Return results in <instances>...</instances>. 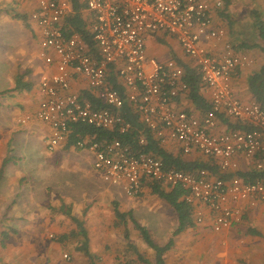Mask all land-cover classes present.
Instances as JSON below:
<instances>
[{
  "label": "built area",
  "instance_id": "built-area-1",
  "mask_svg": "<svg viewBox=\"0 0 264 264\" xmlns=\"http://www.w3.org/2000/svg\"><path fill=\"white\" fill-rule=\"evenodd\" d=\"M22 2L33 5L29 20L46 67L35 118L49 128V152L68 145L79 125L127 133L131 127L121 111L129 103L161 145L175 142L184 155L199 152L220 173H238L242 159L249 170L264 171V108L242 101L232 86L234 75L254 67L256 58L236 49L227 29L215 22L225 0H81L91 45L68 30L72 0ZM157 33L173 36L194 62L202 92L210 98L203 117L176 108L175 100L190 92L185 68L149 55L147 39ZM222 115L243 128L217 133ZM72 147L90 152L102 180L129 198L140 197L153 183L180 189L195 224L209 220L215 233L240 225L250 208L264 206V181L216 176L205 169L184 172L120 140L79 137ZM64 258L70 260L67 254Z\"/></svg>",
  "mask_w": 264,
  "mask_h": 264
},
{
  "label": "crops",
  "instance_id": "crops-1",
  "mask_svg": "<svg viewBox=\"0 0 264 264\" xmlns=\"http://www.w3.org/2000/svg\"><path fill=\"white\" fill-rule=\"evenodd\" d=\"M18 3H20V5H18ZM237 5V0H225L223 10L215 14V22L227 29L229 40L231 39L234 42L238 41L241 43L244 40L243 37L240 36L237 38L238 35L234 32L235 27L237 26H235L234 23L230 26L228 20L234 12L239 10L240 13V10L245 8L249 25L256 27L255 24L257 21L264 22V0H248V3L244 4L245 7L241 5L238 9H235V6L237 7ZM32 10L33 5L24 3L22 0H0V36L6 34V31H3V28L7 25L12 28L11 25L18 22L26 26V29L21 27L19 33H12L6 36L7 39H9V37L14 38L18 36L19 45L13 47V44L10 43V50L7 54L5 53V55H3V57H5L3 60L5 66H0V209H33L32 212H30H34V217L38 214L40 215L41 213H44L45 209H48V203L52 206L60 205L61 203L59 204L55 199L50 198L48 200V193L50 192L48 191L46 182H48L51 177L47 172H51L52 169L61 170L64 167L66 168L68 164L66 159L69 160V156H75L71 161V164H69L75 172L74 176L77 177L80 175V182H90L93 186L91 189L93 191L98 190L102 199L113 197V200L116 199L119 201V203L114 202L117 204L118 209L122 213L132 212L134 217L136 216V221L141 223V221L137 220L139 219V217L137 218V209H152L151 207H148V205H146L147 207H141L144 206V204H148L147 201L144 200V193H147V189H151L149 184L144 188L140 197L133 199L127 197L123 193L126 198L122 197L123 200H121L122 198H118V187H112L104 182L94 169V158L90 152L79 151L75 153L74 151L78 150L74 147L67 149V145L60 147L54 152H49L47 150L45 139L49 135V128L35 118V114L42 99L39 91L40 75L46 67L38 55L39 46L35 29L29 27L30 23L28 17ZM254 30L256 29H251L252 32ZM255 43H262V40L257 39L249 44L254 45ZM3 44L4 41L1 40L0 50L3 49ZM7 46L6 42V46L4 47L7 48ZM147 51L149 55L156 57L160 61L176 60L181 65H188L196 70L194 62L185 56L179 43L171 35L157 33L156 35L150 36L147 39ZM240 51L247 52L255 57L256 64L250 69L237 72L233 77L232 86L235 94L242 101L251 102L253 101V97L249 90L248 82L250 77L264 66V54L257 48ZM18 83H21V88H17ZM76 88H78V86H76ZM201 93L210 105V98L202 91ZM175 106L177 109L184 110L193 116L203 117L205 115L191 102L189 95L175 100ZM27 116H30L31 119L26 122H21V120ZM230 126L239 127L240 125L235 123L234 120L222 115L219 118L216 132L222 133L233 130ZM240 128L242 129L243 127L240 126ZM163 147L169 153L181 155L187 162L210 160L199 152L184 155L179 145L175 142H169ZM248 171L251 170L248 169L246 162L242 159L238 173H245ZM61 199H65V204L73 203L74 210L66 209V212L70 210L71 214L80 220L83 212L86 211L84 206L88 203V200L85 202L86 198L82 195H76L74 198L62 195ZM62 200H60V202ZM132 200H136V202ZM171 209L173 208L171 207ZM61 211L62 220L67 218L69 222L68 225L71 226L72 221L71 223L69 221L71 219ZM31 217L32 215L30 218ZM130 223L129 220L126 225H119L118 222L115 223L118 227L123 228V232L128 230L129 233L128 240L125 235H123L125 242L124 247L126 249L125 254L128 255V251L135 253L137 256L134 259L135 264H152V259L155 261V253L153 249L148 247L140 233L131 223L133 225L132 228L137 233V236L133 235L134 232L132 233L130 229ZM72 224L75 227L72 226L70 234L77 231L76 224ZM141 225L150 230V227L144 222L141 223ZM84 228L86 229L89 238L87 247L82 237L74 238L68 236L64 241L66 242L69 239H74V246L76 248L74 247L75 249H72L73 255H78L80 253L84 254L88 260H92L90 261V264L94 261V264H97L95 254H93V250L90 248L92 237L89 227L87 225L85 227L84 225ZM244 230H247L248 233L245 244H243V241L245 240L243 236L237 237L238 235H235ZM206 232L220 235V238L222 239L221 242H226L228 247H224V253L221 254L226 261L232 263L247 261L249 264H264V206L250 208L246 212L244 220L240 225L221 233H215L212 231L209 220L204 224H195L193 227L186 229L184 232L176 236V238L179 239L176 241L174 249L172 247L166 253L165 262L170 256H173V254L178 252H181V255L183 253L182 258L185 261H194L195 259L193 256L196 254L197 247H199L197 245L202 243V237H205V235L202 234ZM245 232L246 231H244V234ZM191 235H194L193 238H189ZM154 241L159 244L157 238H154ZM131 244L135 250L130 248ZM85 247L87 248V253L93 256L94 259L87 255ZM146 248L147 250H145ZM138 253L141 254V258L138 257ZM198 253L201 255L200 251H198ZM109 254L116 255L115 249L112 248ZM49 258L50 259L47 260L46 263L65 264L57 255H51ZM129 261L131 260L127 259L126 263H129Z\"/></svg>",
  "mask_w": 264,
  "mask_h": 264
},
{
  "label": "rangeland",
  "instance_id": "rangeland-1",
  "mask_svg": "<svg viewBox=\"0 0 264 264\" xmlns=\"http://www.w3.org/2000/svg\"><path fill=\"white\" fill-rule=\"evenodd\" d=\"M237 3L238 5L237 7L235 6V9H238L241 5L244 6V4L248 2L243 3L241 0H237ZM18 5H20V3H18ZM246 12L245 8L240 10V13L238 10L231 15L229 20L233 21L235 26H237L234 31L238 35L237 38L242 36L244 39L243 41L252 43L254 40H257V34L255 32L256 30L253 32L251 31L254 27L249 25ZM29 23V27L31 29L34 28L30 20ZM11 27L12 28H10V26L8 27V25L4 27L3 31H6V34L0 36V42L3 40V45L6 46V42L8 45L7 48L3 46V49L0 50L1 67L5 66L3 61L5 57H3V55H5V53L7 54L10 50V43L13 44V47L19 45L18 36L14 35L16 37H9V39H7L6 36L12 33H19L21 27L26 29L24 24L18 22H15ZM231 42L236 45L238 41L234 42L231 40ZM76 150L78 151H74L75 153L82 151L79 149ZM74 158L75 156H69V160L66 159L68 164L66 168L64 167L61 169L62 171L52 169L51 172H47L51 177L50 180L46 182L48 191L50 192L48 193V200L50 198L55 199L59 204L61 203L60 205L52 206L48 203V209H45L44 213L34 216L35 219L33 217L34 212L31 213L33 209H0V264H49L48 262L46 263V261L50 259L49 256L51 255L59 256L65 264H90L92 260H88L84 254L80 253L78 255H73L72 252L76 248L74 246V239H69L66 242L61 239V237L65 235L70 237L72 226H74L71 220H69L71 223L70 226L68 225L69 222L67 218H65V220L61 218V210L63 212H65L66 209L74 210L73 203L65 204V199H61L62 195L71 198L76 197V195H82L86 198L85 202L88 200V203L84 206L86 211L83 212L80 221L83 222L85 227L86 225L89 227L92 237L90 248L93 250V254H95L97 264H135L134 259L137 256L135 253L129 251L128 255L125 254L126 249L123 239L125 232H123L122 227H118V225L115 224L117 220H115L114 202L119 203V201L116 199L113 200V197L102 199L98 190L93 191L91 189L93 186L90 182H80L81 176H74L75 172L69 165ZM119 189L120 188H118V198H126L122 190ZM146 192L147 193H144L145 196H143L148 204H144V206L141 207L148 205V207L152 209H137V218L139 217L137 220L141 221V223L144 222L150 227V230H148L151 236L153 239L157 238L160 245L164 246L170 240H173L175 246L176 241L179 239L174 235L178 226L176 212L174 209H171L169 204L154 195L151 189H147ZM60 200L62 201L60 202ZM121 200H123V198ZM132 201L136 202V200ZM31 215L32 217L30 218ZM132 226L131 224L130 229L132 233L134 232L133 235L137 236ZM244 231H246L245 234ZM244 231L235 234L238 235L237 237L243 236L245 238L243 244L246 243V238L248 236L247 230ZM202 235H205V237H202V243L197 245L199 247H197L196 254L193 256L195 259L194 261H185L182 258L183 253L181 255V252H178L170 256L166 264H249L247 261L236 263L226 261L221 254L224 253L223 248L228 246L226 242H221L222 239L220 235H214L211 232H206ZM193 236L194 235H191L189 238H193ZM112 248L115 249L116 255L109 254ZM145 250H147V248ZM198 251L201 252V255H199ZM65 254L69 255L70 260L64 258ZM127 259L131 261L126 263ZM221 259L223 260L220 261ZM152 264H154L153 259Z\"/></svg>",
  "mask_w": 264,
  "mask_h": 264
},
{
  "label": "trees",
  "instance_id": "trees-1",
  "mask_svg": "<svg viewBox=\"0 0 264 264\" xmlns=\"http://www.w3.org/2000/svg\"><path fill=\"white\" fill-rule=\"evenodd\" d=\"M74 7V14L68 21V30L72 32H76L81 34L89 45L92 44L91 34L87 30L86 24V11L85 4L81 2V0H72ZM229 25L233 24L230 20H228ZM257 39L262 40V43H255L254 45H250L249 43L242 41L238 44H233L236 49L244 50V49H260V52L264 54V22L257 21L255 24ZM185 68V80L189 86V99L196 106L197 109L202 111V113L206 114L210 110V105L203 97L201 91V80L199 73L189 67L188 65H183ZM116 86V84H115ZM21 83L17 84V88H21ZM27 87V86H26ZM249 90L252 94L253 101L258 103L261 107L264 108V66L261 69L253 74L248 82ZM122 114L126 120L130 124V129L125 134H120L118 132H107L94 129L89 126H76L73 130L69 138V143L66 146L67 149L72 147L77 138H85L87 136H91L93 140L96 141H114L120 140L124 145L129 146L136 153H144L147 155H151L162 160L168 167L176 168L177 170H181L184 172H195L197 170L205 169L209 171L212 175L224 176L227 178L233 177L234 175H238L242 177L247 182H257L264 181V171H248L245 173H229L222 174L219 172L217 166H215L212 161H194L187 162L183 159L181 155H174L169 153L163 145H161L160 141L157 140L154 135L149 131V129L140 121L139 115L135 112L129 103H126L124 108L122 109ZM231 127V126H230ZM233 130L241 129L240 126L231 127ZM141 138L145 139V144L140 145L139 141ZM154 195H157L162 200L167 202L177 214L178 217V228L176 229L174 235L177 236L184 232L186 229L191 228L195 225L192 208L189 204H187L183 200V191L178 188L169 190L164 187L160 183L149 184ZM115 209V217L119 225H126L129 220L137 231L140 233L144 242L153 249L155 253V261L154 264H166L165 255L166 253L174 246V241L170 240L166 245L162 246L157 244L153 237L150 234V231L145 227L138 223L132 212L130 213H122L117 204H114ZM64 214L68 215L71 218V221L76 224L77 231H74L70 234V236L74 238L82 237L84 239L85 245L87 247L88 243V234L86 229L84 228L83 222L78 218L73 216L69 211H65ZM68 236H63L61 239L64 241ZM125 237L129 239L128 230L125 231ZM85 247L86 253L87 248ZM130 248L133 250L134 247L131 244ZM87 255L93 259V256ZM138 257L141 258V254L138 253ZM91 264H94L92 262Z\"/></svg>",
  "mask_w": 264,
  "mask_h": 264
}]
</instances>
